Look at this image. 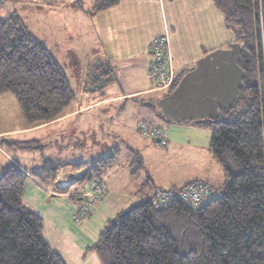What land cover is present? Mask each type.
I'll return each instance as SVG.
<instances>
[{
    "label": "crops",
    "instance_id": "1",
    "mask_svg": "<svg viewBox=\"0 0 264 264\" xmlns=\"http://www.w3.org/2000/svg\"><path fill=\"white\" fill-rule=\"evenodd\" d=\"M58 1L40 0L39 4L35 0H12L7 17L18 14L62 67L66 60L69 64L79 60L85 63L82 99L75 104L73 101L76 100H72L60 118L35 125L24 118L13 94L1 93L0 97L15 103L20 116L12 118V126H0V153L4 161H9V166L16 164L26 172L24 203L43 216L42 234L51 247L62 254L67 264H100V259L88 249L97 242L108 220L140 202V190L148 180H151L154 188L165 187L159 185L161 183L157 178L149 175L145 169L147 157L144 151L152 147L161 154L162 149L153 146L149 142L150 138L139 133V123L146 122L151 128L161 129L167 140V148L171 144L168 150H164L165 174L170 175L177 170L180 161H186V166L190 169L189 162L195 161L192 159L200 162L201 158L214 159L209 146L212 132L195 122L215 119L233 104L243 80V71L239 65L242 44L226 26L224 16L214 0H120L117 5L94 14L89 12L93 8V0H82V7L78 5V0H68L62 2L63 8L53 6ZM73 29L76 31V43L70 44L68 33ZM164 33L170 38V53L178 79L172 89L159 88L149 76L150 44ZM93 54L95 57L90 62ZM70 77L68 79L73 87ZM88 79L97 82L88 86L85 82ZM111 106H114L113 118L120 121L118 127L123 133L121 138L130 132L137 139L139 146L128 148L126 161L136 168L137 156H141L143 168L136 175L133 170L130 173L134 177L141 175V178L133 182L120 202H117L119 196L116 193L107 190L97 200V205L93 204V208H89L94 210L93 214L82 223L79 231H73L70 235L64 229L63 220L67 224L66 218L71 221L73 216L74 220L79 209L68 197L83 200L74 194L88 189L95 179L87 166L115 150L107 149L108 153L106 152L107 137L112 135L117 139L120 131L113 134L106 128L101 130L99 127L98 138L88 146L86 159H78L77 156L76 159L74 153L65 159L51 157L49 162L59 166V170L46 189L36 175L42 172L43 157L35 156L31 167L26 166L24 162L32 161V156H12L3 149L1 142L9 139L13 143H21L23 139L30 138L47 127L97 108L108 109ZM82 123L79 126L80 132L89 135L90 143V130L86 131L87 126ZM40 139L41 137H37L35 142L41 141ZM157 139L152 138L153 143L159 144ZM54 143L58 147L57 154L63 156L61 145ZM101 146L105 153L101 152ZM15 149L29 151L19 146ZM153 153L155 156L158 154L155 151ZM194 154L195 157L191 158ZM78 162L86 163L87 166L74 169ZM28 167L35 171H30ZM209 170L199 168L195 172L201 175L189 173L186 180H204L210 184L211 180L216 181V177ZM172 175L174 177L176 174ZM107 185L110 189V185ZM148 191L149 189L145 192ZM148 193L151 195V191ZM37 203L41 205L38 206ZM95 210L99 214L97 219L93 216Z\"/></svg>",
    "mask_w": 264,
    "mask_h": 264
},
{
    "label": "trees",
    "instance_id": "2",
    "mask_svg": "<svg viewBox=\"0 0 264 264\" xmlns=\"http://www.w3.org/2000/svg\"><path fill=\"white\" fill-rule=\"evenodd\" d=\"M119 2L93 0L89 12ZM214 2L242 44L243 80L233 104L215 119L195 122L212 132L210 150L226 175L224 187L205 182L217 195L198 208L177 200L157 207L152 200L157 189L178 190L196 181L154 188L148 180L140 202L110 219L89 247L102 264H264V0ZM77 3L82 7V0ZM0 93H12L24 118L35 125L60 118L74 99L64 68L16 13L0 17ZM3 142L26 150L42 148L35 141ZM119 152L115 149L90 166L78 162L74 169L87 166L92 177L102 178L99 173ZM135 165L134 175L143 168L139 154ZM58 170L47 161L36 175L42 184H51ZM26 178L16 164L0 176V264H67L43 237V218L23 202Z\"/></svg>",
    "mask_w": 264,
    "mask_h": 264
},
{
    "label": "rangeland",
    "instance_id": "3",
    "mask_svg": "<svg viewBox=\"0 0 264 264\" xmlns=\"http://www.w3.org/2000/svg\"><path fill=\"white\" fill-rule=\"evenodd\" d=\"M10 1H12V0H9V1L6 0V2H4L3 0H0L1 17H7L9 15L8 13H10V11H9ZM65 1H68V0H59L53 6L63 8L62 2H65ZM35 3L41 4L40 0H35ZM61 15L63 17H66L64 14H61ZM68 35L70 38L69 43L70 44L76 43L75 42L76 41V38H75L76 31L73 29V30L69 31ZM64 47H66V46H64ZM94 57H95V54H93L90 57L89 61L91 62L94 59ZM63 59H66V57H63ZM66 61L63 62L64 63L63 67H64V70H65L68 78L71 75L70 78H71L72 85H73L72 88H74L73 89V91H74V99L73 100H76V101H73V104H75V103L81 101L82 92L84 91L83 74H84L85 63L81 62L79 60L77 62L69 64ZM85 82H86V84H88V86H90V85H95L94 83H96L97 81L92 80V79H88V80H85ZM9 94L12 95V93H9ZM12 96H13L14 100L16 102H18L16 97L14 95H12ZM16 104L20 110L19 104L18 103H16ZM113 108H114V106H111L108 109H105L104 107L97 108L96 110H92L90 112L77 115V116H75L69 120H65V121H63L57 125L47 127L43 131L41 130V131L37 132L36 135H33L30 138L23 139L24 141L22 143H28V142H34L37 137H41V139H40L41 141H39V143H41V146H42L41 150L33 149V150H29V151L24 152V151L16 150L15 148H17V146H11L7 142H1V144L3 145V149H5L12 156L14 154H17L21 158H22V156H29V157L32 156L31 157V158H33L32 161L24 162L26 164V166H29V167H31V163H33L35 156L43 157L44 163L49 161L51 157L56 158V156H57L59 159H61V158L65 159L67 157L72 156V153L75 154L74 157L76 159H77V157H78V159H83V158L86 159L88 146L98 138L99 127L101 130L106 128V130L108 132H111L113 134L116 133L115 131H117V132L120 131V128L118 127V123H120V121L118 122L116 119L113 118L114 114H115ZM19 114H18V111L16 109L15 103L9 102V100H7V98L0 97V126L1 127L7 128L9 126H12L14 124V121L12 122V118L20 116ZM82 122H84L85 126H87V128L85 130L86 131L90 130V133H91V137H90L91 142L90 143L88 142L89 135H87L86 132H84V133L80 132L81 129L79 128V126H82V124H83ZM104 124L106 125L105 127H104ZM140 131H139V133L141 135H143L142 131L141 132ZM122 134H121V131H120V133L118 132L117 135L119 136V138H117V139L115 136L108 135L107 143H106V149H105L106 152L108 153L107 149H109V150L110 149H118V150H120L121 154L117 156V159H116L115 163L112 165L111 169H109V167H108L106 170L102 169L101 172L99 173L107 181L106 183H108L110 185V189L107 185V190H109V192H114L119 196L117 198V199H119V200H117V202H120L124 193H126V191L131 188V185L133 184V182H137L141 178V175L138 177H134L130 174L131 171L135 169V166L129 165V163L126 161L128 148L139 146L137 139L130 132H127L126 136L124 138H121ZM211 137H212V135H211ZM143 140H147V139H143ZM150 140L151 141H149V140H147V141H149L150 143L152 142V144H154L153 146H159V148L162 149V151H161V154H159V150L157 149V151H156V149H154L152 147L147 148L144 151V154L147 157V166L145 169L149 175L152 174L153 176H155L157 178V180L161 183L159 185H164L165 187L182 186V185L188 183L189 180H186V179H187V177H188L187 175L189 173H190V175H201V174H199V172H195V171L198 170L199 168H204L206 170L210 169L209 173L213 177L214 176L216 177L215 178L216 181L211 180L212 185L216 189L220 190L224 187L226 175H225L224 170L221 167L220 163L215 158L209 159V157H206L204 160H203V158H201V162H200V160L192 159L195 161L189 162L190 169L187 168V166H186L187 162L186 161H180L177 168H176L179 172H177V170H175L174 172L171 171L172 173L176 174L174 177H173L172 173L170 175L165 174L163 172V169H164L163 167L165 166L164 160L166 159V156L164 155L165 154L164 150H168L170 148L171 144H170L169 148H167L166 144H164V145H161L160 143L155 144V143H153L152 138H150ZM54 142H57L59 144V146L61 145L60 147H61V150L64 154L63 156L57 154L58 147H57V144ZM79 143H81V144H79ZM74 145H76V146L73 147ZM209 146H210V144H209ZM105 150L101 146V152L105 153ZM153 151L158 153L157 156H155L156 154L153 153ZM150 152H152V153L149 154ZM136 153H139V152L137 151ZM20 157H19V159H20ZM194 157H195V154L193 156H191V158H194ZM8 162L3 160L2 155L0 153V176L3 175L7 171V169L10 167L9 166L10 164ZM165 169H169V168H165ZM29 170L32 172L35 171L34 168H29ZM37 178L41 183H43L42 178H39L38 176H37ZM222 178H223V180H222ZM195 179H200V178H195ZM181 182H184V184H181ZM26 183H27V178L25 180L24 189L26 188ZM43 186L46 189V187H48L49 184H43ZM75 193L77 194V191ZM76 194H74V195H76ZM25 195H26V193L24 192L23 202H25ZM50 196L51 195H49V197ZM102 196L103 195H100V197H102ZM68 198L73 203L78 205V209L81 207H88V210L84 216L83 221H81L79 223L76 222L75 218L73 220V216L71 217V221H70V218H66V221L68 222V224L62 218V220H63L62 224L65 227L64 228L65 231L66 232L68 231L69 234L71 235V232L79 231V228H81V226H83L84 221H86V219L90 216L91 213L93 214L92 211H94V210L93 209L90 210L89 208H91V206L93 204H94V206H96L97 205L96 202H97V200H99V198L91 200V201H86L87 197H84L83 200H78V199L70 198V197H68ZM37 205L40 206L41 204L37 203ZM48 205H45V206L48 207ZM92 208H93V206H92ZM129 209H131V208L125 209L123 211H127ZM77 211L78 210H76V212ZM93 216L96 217V219L98 218V216H99L98 210H95V213ZM41 217L43 218V216H41ZM74 221L77 224H82V223L83 224L77 225ZM107 223L105 224L104 228L106 227ZM103 229H102V231H103ZM91 252L93 254H96V256L98 257L96 251L91 250ZM98 259H99V257H98ZM91 264H95V263L92 262ZM100 264H102V263H100Z\"/></svg>",
    "mask_w": 264,
    "mask_h": 264
},
{
    "label": "built area",
    "instance_id": "4",
    "mask_svg": "<svg viewBox=\"0 0 264 264\" xmlns=\"http://www.w3.org/2000/svg\"><path fill=\"white\" fill-rule=\"evenodd\" d=\"M151 55V63L149 68V76L159 88H171L176 80V72L173 67L172 55L170 53V38L167 33L157 36L149 47ZM139 129L142 134L148 138H159L161 143L167 144V140L163 137L161 129L151 128L147 123H139ZM107 191V183L102 178L93 179L88 189H82L77 192L76 196L80 198L87 197L89 201L97 199L100 195H104ZM217 192L212 186L203 182L196 181L190 183L178 190L157 189L152 199L154 205L169 206L174 201H181L185 204L198 208L204 203L216 197ZM88 210V207L79 208L75 215L76 222H81Z\"/></svg>",
    "mask_w": 264,
    "mask_h": 264
},
{
    "label": "water",
    "instance_id": "5",
    "mask_svg": "<svg viewBox=\"0 0 264 264\" xmlns=\"http://www.w3.org/2000/svg\"><path fill=\"white\" fill-rule=\"evenodd\" d=\"M157 141L159 142V141H160V139L158 138V139H157Z\"/></svg>",
    "mask_w": 264,
    "mask_h": 264
},
{
    "label": "clouds",
    "instance_id": "6",
    "mask_svg": "<svg viewBox=\"0 0 264 264\" xmlns=\"http://www.w3.org/2000/svg\"><path fill=\"white\" fill-rule=\"evenodd\" d=\"M161 142V141H160Z\"/></svg>",
    "mask_w": 264,
    "mask_h": 264
}]
</instances>
